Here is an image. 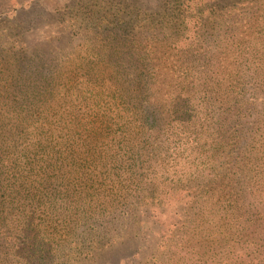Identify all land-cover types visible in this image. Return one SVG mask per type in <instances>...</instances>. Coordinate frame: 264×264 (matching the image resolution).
Wrapping results in <instances>:
<instances>
[{
	"label": "rangeland",
	"instance_id": "374dc122",
	"mask_svg": "<svg viewBox=\"0 0 264 264\" xmlns=\"http://www.w3.org/2000/svg\"><path fill=\"white\" fill-rule=\"evenodd\" d=\"M214 1L0 0V264H264V0Z\"/></svg>",
	"mask_w": 264,
	"mask_h": 264
},
{
	"label": "trees",
	"instance_id": "16d2710c",
	"mask_svg": "<svg viewBox=\"0 0 264 264\" xmlns=\"http://www.w3.org/2000/svg\"><path fill=\"white\" fill-rule=\"evenodd\" d=\"M220 1H226V0H215L214 2H218V3H220ZM216 8H219V9H222V10H226V7H222L221 5H217V4H215L214 5ZM211 10V9H210ZM235 132V131H234ZM216 134H217V137H220V138H222V136H224V138H226L227 139V137H225V134H222V131L221 130H219L218 132H216ZM232 135L233 136H235L233 133H232ZM251 137H253V141H254V139H255V137L254 136H251ZM233 139L232 137H228V139ZM216 149H219V146H216V147H213V148H211L209 151H212V150H216ZM264 155V154H263ZM209 158H211V157H209ZM219 163V162H218ZM223 164V163H222Z\"/></svg>",
	"mask_w": 264,
	"mask_h": 264
}]
</instances>
